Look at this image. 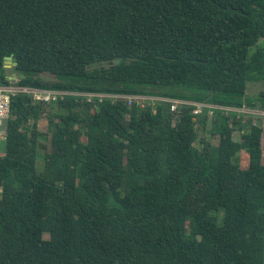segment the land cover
I'll return each mask as SVG.
<instances>
[{
  "label": "trees",
  "instance_id": "1",
  "mask_svg": "<svg viewBox=\"0 0 264 264\" xmlns=\"http://www.w3.org/2000/svg\"><path fill=\"white\" fill-rule=\"evenodd\" d=\"M9 57L26 86L264 110V88L245 99L264 84V0H0V85ZM208 119L13 98L0 264H264V129L216 114L213 145Z\"/></svg>",
  "mask_w": 264,
  "mask_h": 264
},
{
  "label": "built area",
  "instance_id": "2",
  "mask_svg": "<svg viewBox=\"0 0 264 264\" xmlns=\"http://www.w3.org/2000/svg\"><path fill=\"white\" fill-rule=\"evenodd\" d=\"M9 84L0 85V151L6 141L5 125L10 115V106L13 98L17 96H26L33 103L54 104L70 99L82 100L88 104L98 105L105 101L113 104L124 102L128 107L136 106L140 109H146L150 106L155 109L157 105L165 104L170 112L177 114L183 109H190L191 113L197 118L203 115L213 118L217 113L220 115L234 114L237 119L242 115L250 116L253 119H264V110L260 107H228L209 102H192L182 99H174L165 96H151L141 94H122V93H100V92H80L69 90H51L26 86L21 84V78L12 76Z\"/></svg>",
  "mask_w": 264,
  "mask_h": 264
},
{
  "label": "rangeland",
  "instance_id": "3",
  "mask_svg": "<svg viewBox=\"0 0 264 264\" xmlns=\"http://www.w3.org/2000/svg\"><path fill=\"white\" fill-rule=\"evenodd\" d=\"M11 68L12 67H10V64H7V68H6L7 69V73L6 74H8V75L14 74L13 75V77H14L15 73L13 71H11ZM43 78L45 80H48V81L53 80V78H51L49 76H44ZM263 88H264V84L261 81L249 82L245 99L247 101H250V102H251V100L255 101L257 99V97H258V94L263 90ZM217 114L220 115V113H217ZM213 118H215V117H213ZM213 118H209L210 120L208 119V122H207V125H206L207 130L199 129L198 130V134H199V136L201 138L206 139L207 142H211L213 145H216L218 143V138L213 136V135H211V130H213V128H214L213 122L211 121ZM241 121H242V124H246L248 121H251L253 124H255V125L259 126V127H262L264 129V119H253L250 116L242 115L241 116ZM39 129H40V131H42V133H46L47 132V121L45 119H42L39 122ZM240 136H241V133L240 132H236L234 134L235 141H240ZM41 141H42V143H45L44 139H42ZM44 154H45V151L44 150H40V159H39L40 161H39V166H38L39 168H42ZM46 238H48V235H46Z\"/></svg>",
  "mask_w": 264,
  "mask_h": 264
},
{
  "label": "water",
  "instance_id": "4",
  "mask_svg": "<svg viewBox=\"0 0 264 264\" xmlns=\"http://www.w3.org/2000/svg\"><path fill=\"white\" fill-rule=\"evenodd\" d=\"M120 60H116L115 64H119ZM7 64H10V67L16 66L15 60L12 57H9L5 61V67L7 68Z\"/></svg>",
  "mask_w": 264,
  "mask_h": 264
},
{
  "label": "crops",
  "instance_id": "5",
  "mask_svg": "<svg viewBox=\"0 0 264 264\" xmlns=\"http://www.w3.org/2000/svg\"><path fill=\"white\" fill-rule=\"evenodd\" d=\"M12 75H14V74H10V75L8 76V78H10Z\"/></svg>",
  "mask_w": 264,
  "mask_h": 264
},
{
  "label": "clouds",
  "instance_id": "6",
  "mask_svg": "<svg viewBox=\"0 0 264 264\" xmlns=\"http://www.w3.org/2000/svg\"><path fill=\"white\" fill-rule=\"evenodd\" d=\"M255 125V124H254Z\"/></svg>",
  "mask_w": 264,
  "mask_h": 264
}]
</instances>
